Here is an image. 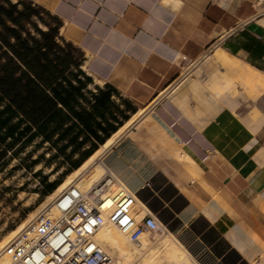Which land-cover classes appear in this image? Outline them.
<instances>
[{
  "label": "crops",
  "instance_id": "0c3cea01",
  "mask_svg": "<svg viewBox=\"0 0 264 264\" xmlns=\"http://www.w3.org/2000/svg\"><path fill=\"white\" fill-rule=\"evenodd\" d=\"M28 1L60 20L94 84L133 106L120 128L139 114L107 149V167L162 223L192 235L196 264L256 263L264 0Z\"/></svg>",
  "mask_w": 264,
  "mask_h": 264
},
{
  "label": "trees",
  "instance_id": "16d2710c",
  "mask_svg": "<svg viewBox=\"0 0 264 264\" xmlns=\"http://www.w3.org/2000/svg\"><path fill=\"white\" fill-rule=\"evenodd\" d=\"M60 26L31 1L0 0V176L22 153L25 161L43 149L28 164L30 169L42 164L34 173L39 178L34 191L42 196L55 191L135 111L114 98L112 86L94 84L82 68L83 53L59 35ZM47 167L52 170L45 174ZM10 187L0 182V201ZM13 229L15 224L7 226Z\"/></svg>",
  "mask_w": 264,
  "mask_h": 264
},
{
  "label": "built area",
  "instance_id": "2783aa9c",
  "mask_svg": "<svg viewBox=\"0 0 264 264\" xmlns=\"http://www.w3.org/2000/svg\"><path fill=\"white\" fill-rule=\"evenodd\" d=\"M101 182L82 189L74 180L0 249V255L7 252L10 264H120L94 239L104 223L115 225L134 243L165 227L149 208L137 205V194L110 168Z\"/></svg>",
  "mask_w": 264,
  "mask_h": 264
},
{
  "label": "rangeland",
  "instance_id": "374dc122",
  "mask_svg": "<svg viewBox=\"0 0 264 264\" xmlns=\"http://www.w3.org/2000/svg\"><path fill=\"white\" fill-rule=\"evenodd\" d=\"M91 87L93 88L94 86H91ZM118 102H121V100H119ZM122 108H126V104H122ZM128 113L130 114L131 111H129ZM138 115L139 114L133 116L134 119H132V121H128L126 123V125L124 127H122L121 131L123 132L130 125H132L136 121ZM42 151H43V149L39 150L38 152L34 153L32 156H30L25 161H23L22 158H24V156H26V153H22L20 155V157H16L11 162V164L8 166L7 170L3 174H1V176H0L1 186H3V187L4 186H11L10 187L11 190L6 194L5 198L2 201H0V240L6 239V238H7L6 239L7 241L10 240L15 234V233L12 234V232L15 229H18L20 227V225H22V224H27V221L29 222L31 220L32 216H34V214L38 212V209L39 208L41 209L42 206H45L49 202V200L55 196L54 192L57 189L55 191H53L52 193L46 195V196H42L41 193L34 191L35 188L39 185V178L35 177L34 173L36 170H38L39 168L42 167V164L37 165L33 169L28 168V164H30L32 162V160L35 159L38 156V154ZM106 151H107V149H105L102 152V154L99 156V158L102 161H103V158H104ZM98 160H96V164H99V162L101 161V160L100 161H98ZM16 164H21L20 165L21 167H19V169H16L11 173H9V170L13 166H15ZM96 164L94 163L93 165L95 166ZM94 166L87 167L85 169L87 171H85V170L83 171L84 176H86L87 178H90L92 176V174L94 173V170H93ZM51 170H52V168L47 167L44 169V173L45 174L50 173ZM71 173H73V171ZM83 174L80 175L81 177L80 176L76 177L75 180H76V182H78L77 184H79L80 187H83V189H85V187H87L88 184H85L82 181V179H83L82 175ZM57 176H58V173L52 174L50 176V178L53 180ZM68 176H66L64 178L63 182L67 179ZM23 185H25V189L21 190L20 188ZM11 224H15V229L7 230V226L11 225ZM164 225H165V227H163L162 230H158L156 232L147 233V234L142 235L140 237V242L134 243V242H131L129 240V242H130L129 246H131V248H134L135 252H136L134 259L131 262L132 264L133 263L136 264L138 262H146V261H144L146 259H147V262H149L151 259H153V258H151V254L153 255L154 253H155L154 255L157 254L156 255L157 258H159L161 255H164L166 252V247L163 245L162 241L165 238L166 234L169 235V236L166 235V237L172 238V240L175 243V246L178 248V249L176 248L178 253L181 254V258H182L181 262L182 263H179V264H187V261H188V264H193V263L196 264L194 258L189 253V251L186 248V244L184 243V242H186L189 246L194 248V240H193L192 235L190 233L184 232L182 230V228L179 226L178 222L173 223V228L166 226L165 223H164ZM113 228L116 230L118 229L114 225H113ZM117 231L120 232L119 229ZM163 236H164V238H163ZM144 238H146L149 241L146 246L143 244V241H142ZM151 244L153 246H151ZM158 244H160L161 247ZM138 248L142 249L143 252L146 251V252H144L145 254L143 252H141V254H140L138 252ZM196 249L198 250L199 247L196 246ZM150 250H152L154 253H152V251H150ZM185 254H186L187 258L184 257ZM148 255H149V257H148ZM152 257H154V256H152ZM10 259H11V257H10ZM10 262H11V260H10ZM157 263H159V261L156 262V264ZM241 264H243V263H241ZM253 264H264V255L256 263H253Z\"/></svg>",
  "mask_w": 264,
  "mask_h": 264
},
{
  "label": "bare ground",
  "instance_id": "6f19581e",
  "mask_svg": "<svg viewBox=\"0 0 264 264\" xmlns=\"http://www.w3.org/2000/svg\"><path fill=\"white\" fill-rule=\"evenodd\" d=\"M139 112V111H138ZM141 113V112H140ZM137 115V114H136ZM135 116V115H134ZM134 119V118H132ZM130 120V119H129ZM122 128L119 131H116L97 151H95V153L93 155H91L78 169L74 170L73 173H71L67 179L59 185V187L57 188V190L54 192L55 195H57L58 193L62 192L66 187H68L74 180L76 177L80 176L81 174H83V171L89 167V166H94L93 164H96V160L100 161L101 159L99 158V156L102 154V152L105 149H108L117 139V137L120 136ZM94 173L92 174V176L90 178H87L86 176H83L82 181L85 184H88L87 187H85V189H88L91 187L93 182H101L103 183L104 181V177L107 175V167L105 166V163L101 160L99 162V164H96L93 167ZM87 171V170H85ZM86 175V174H85ZM81 177V176H80ZM81 180V179H80ZM76 181V180H75ZM78 183V182H76ZM78 188H82L80 187L79 184L76 185ZM138 201L141 203V205L143 206V203L140 201V199H138ZM138 205V204H137ZM145 206V205H144ZM43 207V206H42ZM40 208L38 209L39 212ZM55 210V209H54ZM35 213L34 216H32L31 220L38 214ZM30 220V221H31ZM29 221V222H30ZM27 221V224L29 223ZM27 224H22L20 225V227L18 229H15L13 233L17 234L20 230H22ZM115 226V225H114ZM116 227V226H115ZM118 230V229H117ZM116 229L113 228V225L106 222L104 223L96 232L95 234V241L97 243H99L101 246H103L106 250H108L110 252V254H112L116 260L120 263V264H132L131 262L134 259L135 256V249L131 248V246H129V239L127 237L126 234L118 232ZM14 234V235H15ZM167 236H169L168 234H166ZM165 238L163 236V245L166 247V252L164 255H159L160 257L157 258L156 255H154L155 253L152 251V253H154L153 255L151 254V259L149 262H147V259L144 260L146 262H138L136 264H156V262L159 261V263L157 264H179L182 263V258H181V254L178 253L177 251V247L175 246L174 241L172 240L171 237H166ZM173 237V236H172ZM7 239V238H6ZM6 239H2L0 240V249H4L5 246L7 245V243L10 240H6ZM143 244L146 246L148 244V240L146 238H144L143 240ZM140 242V241H139ZM161 242V243H162ZM160 245V244H158ZM162 245V246H163ZM142 246V245H141ZM151 246H153L151 244ZM156 246V245H155ZM163 246V247H164ZM144 247V246H143ZM148 247V246H147ZM146 247V248H147ZM150 247V246H149ZM161 247V245H160ZM177 248V249H176ZM154 249V248H153ZM149 250V249H148ZM147 250V251H148ZM158 251V250H157ZM138 252L141 254V252H143L142 249L138 248ZM146 252V251H144ZM143 252V253H144ZM148 253V252H147ZM150 253V252H149ZM38 254V253H37ZM145 254V253H144ZM154 256V257H152ZM149 257V255H148ZM186 257V254L185 256ZM187 258V257H186ZM185 259V258H184ZM10 256L9 254H7V252H5L4 250L1 253L0 256V264H10ZM186 260V259H185ZM141 261V260H140ZM135 264V263H133ZM188 264V261H187ZM194 264V263H193Z\"/></svg>",
  "mask_w": 264,
  "mask_h": 264
}]
</instances>
